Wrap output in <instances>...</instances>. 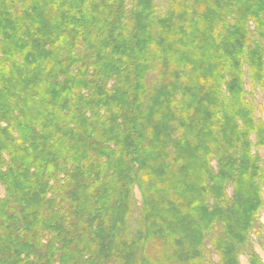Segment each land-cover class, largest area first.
<instances>
[{"label": "trees", "instance_id": "obj_1", "mask_svg": "<svg viewBox=\"0 0 264 264\" xmlns=\"http://www.w3.org/2000/svg\"><path fill=\"white\" fill-rule=\"evenodd\" d=\"M90 1L98 3V5L90 4L88 10L87 6ZM129 1H133L136 5H133V9L129 13L130 16L126 17L124 0H112L109 3L102 0H23L24 11L22 9V13L24 12L28 18L31 17L32 23H34L30 29L33 36L30 39L37 41L34 42L36 45H33L29 41L30 39L26 42L22 41L23 35L18 34L23 28L22 26L20 29L18 28L21 25L19 23L21 13L15 10V17L13 12L10 13L13 10V4L19 3L20 0H0V36L4 39L2 44L3 50L6 51L2 53L4 59L5 56L14 53L22 56L23 65L30 61L33 67H35L33 61L38 58L45 59L47 62L51 57L54 58V62L56 59L61 61V57L57 55L60 51L57 47L58 44L59 46L66 45L64 43L66 39H62V35L68 31L69 26H64L63 16L61 19L57 18L58 11H60L57 5L65 2L75 3L81 7L79 15L83 20L82 28L90 36L95 34L94 37L97 39L95 45L90 40L88 48L94 50L92 53L96 54L97 58L103 54V58L106 59V63L101 66L99 72L107 74L106 79L109 78V74L117 76L119 79L123 78V83L113 91H106L102 87L97 90L90 89L89 96L80 95L79 102L76 103V107H80L71 112L70 109L64 110V107L69 108L71 105L65 86H63L65 84L50 83L49 79L44 81L45 85L42 87H45L46 95L52 96L50 102H47L46 99L41 101V95L38 94L37 103H31L39 113L46 114V111L50 112L52 116L57 114L70 123L68 126L75 127L73 130L65 127L64 135L68 138L75 134L79 135L78 142L74 144L77 154H72V156L87 167L98 166L97 168L101 170L92 180L97 187L94 196L101 190L99 182H104L107 192H116L107 198L112 199L114 201L112 203L119 204L122 206V210L127 212L126 201L131 196V185L137 181L140 190H142L145 207L142 212L145 222L144 224L139 223L140 228L136 229V234L131 238L127 231L110 226L113 222L104 221L105 218L97 217L98 223H95V216L93 223L87 224L89 222L87 221L86 224H82V227H77L76 231L64 235L62 231L70 224L63 227V217L60 216L63 206L62 203H57V198L62 196L60 194L67 185H65V181L63 184L49 185V182L57 180L53 173L55 168H60V165L56 161L51 163L43 154H46V146L49 142L54 144L51 146V150L60 148L67 151L69 146L66 143L63 145L57 137L52 139L57 130V125H52L45 133L46 136L49 135L50 139L44 141V152L38 155L34 162L37 169L41 165H49L50 170L46 169L49 178L35 179L38 176L36 171L32 174L31 170L29 171L30 167L26 165L24 167L21 165L22 168L20 167L18 172L9 168L4 175L9 180L12 179L16 187L22 188L23 183L27 192L20 200L15 201L16 206H11L7 199L0 200V243L7 241L0 251V264H155L150 260L137 261L136 259L144 255L149 241L155 243L160 238H163L164 242L171 246L168 253L172 257H174V252H184L181 258H177L180 264H190V256L196 257L193 264H201L199 260L201 252H197L195 247L200 249L203 234L210 229L209 218L213 217L216 212L221 217L225 231L227 230L232 237L231 242L226 239L225 241L220 239L218 242L219 247L217 246L216 252L220 257L219 264H238L236 257L241 251L238 248L235 252L233 241L237 244L247 241L246 228L254 220L256 210L261 205L257 200L260 196V188L252 189L251 194H248L244 199L238 197L233 206L226 210L215 208V212L210 213L207 211V206L200 203L203 217L199 215L195 217L197 221L193 233L188 232V221H193V218H189V214H187L189 211L186 212L187 210L184 209L188 207L186 201L188 195L197 192L198 188L204 189L206 181L210 180L213 183L210 184L213 187L209 189L208 194L216 192L218 197L221 196V178L227 175L229 168L236 169L234 174L239 182L244 183L243 180L250 181L252 179L253 187L255 184L253 178L256 175L249 173L254 169L257 170V173L260 171L255 165L257 158L250 155L249 133L245 130L251 127L250 132L256 134L259 145L264 149V126L258 123L259 127H255L251 117V108L248 105L244 106L241 100L242 87L239 78L241 73L238 58L242 55L239 44L244 42V38L239 41L237 38L244 35L241 34L239 28H236L231 30L232 33L228 38H224L214 30L212 31L211 28L208 31L204 23L203 26L192 28L193 30L186 28L181 25V21H174L181 20L174 10L173 12L168 10L166 17L157 22L158 26L154 30V25L151 23L152 0ZM175 1L173 0V3L170 4L174 8L180 3L189 9L186 4H182L178 0L175 3ZM189 1L193 2L196 8L201 3L200 0ZM208 3L209 9L213 13L215 12L211 8L212 4L220 8V3H222L229 7L227 9L229 12L246 7L247 9L242 8L244 9L243 16L253 14L258 25L262 18L259 16L262 14L264 17V0H208L206 4ZM53 5L58 11L52 9ZM250 8L253 10L252 13L249 12ZM258 8L261 9L258 10ZM104 9L108 10V13L104 14ZM114 14H118L121 18L114 19L112 16ZM76 19L79 21L78 17ZM240 21L243 19L240 18ZM153 31H156L155 40L152 36ZM210 31L212 35H210ZM38 37L40 38L38 39ZM40 41L43 44L44 41H47L44 46L51 44V47L46 49L40 46ZM248 51L250 65L253 66L254 63L258 68L256 64L261 65L260 58L264 57V47L257 48V50L249 48ZM68 56L70 58L69 53ZM153 60L158 63L176 61L175 72L179 80H176L178 86L170 94V99H173L172 106L177 109L178 113L184 108L189 112L188 115H196V117L188 122L186 117L178 119L180 128H184L182 125H185L188 138L187 141L185 137L180 136L174 140L173 148L176 156L180 157L182 161L180 167L174 166L172 168L174 171H172L170 165H162L161 169L164 174L154 169L150 171V174L146 173L147 176H145V174L142 175V166L137 156L144 158L152 154L155 158H158L159 155L166 158L169 156V151L160 145L164 141L171 142L169 139L170 125L161 122L168 113L163 108L161 95L150 97L146 107L141 109V106H144L142 98H144L145 89L140 94L136 93L141 82L143 83L144 69H149L150 62ZM115 65L118 68H115ZM208 67L212 68L211 73L207 72ZM228 67L232 69L228 74L231 81L226 84L228 97H225V94L221 92L218 80L222 79L223 74L228 71ZM27 73L34 80L30 69ZM79 75L78 69V75L73 77L77 78ZM67 77L72 81L73 77L69 75ZM160 88H164V86ZM199 88L202 89L204 98L195 93ZM178 96L180 97L179 101ZM196 104L207 105V109L200 113L196 112ZM53 105H55V109L52 111L50 107ZM105 106L111 117L106 123H102L98 112ZM85 110L86 112H84ZM244 110L246 113L242 115ZM64 111L68 112V116L63 115ZM87 112L90 114L88 118L86 117ZM155 117L159 119L155 123L156 127L151 128ZM143 118L144 122L140 123ZM237 121L241 122L242 129L238 126ZM158 125L162 127L163 132L158 130ZM216 131H218V136ZM81 135L83 138L80 137ZM243 138L244 140H242ZM40 140L34 143L33 137L30 136L29 145H18L16 148H11L12 150L18 149V155L27 162L32 157L31 150ZM108 143L113 145L114 150L103 145ZM95 150L102 152L101 154H109L105 162L100 159L101 154L94 155L96 158L93 162L91 161L94 157L84 155L86 153L95 154ZM212 150L215 151L212 155L215 154L214 158L218 163V174H213L209 167L208 156L211 155ZM231 153H234L237 158ZM252 161L254 168H252ZM132 163H135L138 172H142L133 181L128 180L133 169ZM147 166H150V163ZM107 168L111 171L110 174L105 172L104 169ZM113 175L114 177H112ZM114 180L115 183L112 184L111 181ZM26 182L28 183L26 184ZM48 194L50 196L47 198ZM196 195L201 201V194ZM60 199L62 202L66 198L61 197ZM100 204L104 206L103 201ZM73 205L76 206L75 209L79 208L80 204ZM116 205H114L115 208ZM82 206L85 207L83 204ZM109 207H112L111 203ZM150 208L152 214L146 212ZM231 210L235 212L236 217L233 216L229 219L228 212ZM177 215L185 216L179 217L177 221ZM170 217H173L175 222L167 232L162 229V226L165 225L164 220ZM179 222L183 225H179ZM13 227H23L24 229L26 227V229L16 233L12 231ZM52 229H56V231H52ZM181 229L185 230V238L176 245L173 239ZM115 231L120 232L121 236L115 234ZM44 232H47L46 235ZM123 234L126 236L123 237ZM41 236L46 237L41 239ZM51 236H53L52 239H50ZM47 238L50 240L45 243ZM214 246L216 249L215 242ZM174 248L177 251H174ZM249 264H260L255 254L251 255Z\"/></svg>", "mask_w": 264, "mask_h": 264}, {"label": "rangeland", "instance_id": "obj_2", "mask_svg": "<svg viewBox=\"0 0 264 264\" xmlns=\"http://www.w3.org/2000/svg\"><path fill=\"white\" fill-rule=\"evenodd\" d=\"M102 1L109 3L112 0ZM124 1V12L126 14V17H129V13L134 7L133 5L136 4L133 1ZM200 1L201 3L197 5L198 8H196L195 4L189 0H178V2L186 4L187 7H189V9H187L184 6L180 5V3L176 5V8H174L170 5L171 2L173 3V0H152L153 15L151 17V23L154 25L153 29L156 30V27L158 26L157 22L166 17V15L168 14V10H170L171 12H173V10L177 12V17H179L181 20L174 21H181V25L184 27L192 29L197 28V26H203L204 23L208 31L211 28L212 31L214 30L218 35L224 38H228L230 36L229 34L232 33V29L239 28V30H241V34L244 35L237 38L238 41L239 39L241 40L244 38V42H240L241 44H239L240 47L242 46V49L238 46L240 53L242 54L238 58L241 73V77L239 76V78L242 87V104L244 106L248 105L251 108V117L253 118L255 127L258 126V123L264 126V57L260 58L261 65L256 64L258 66V68H256L254 63L253 66L250 65L249 61L251 60L248 51L249 48L257 50V48L261 49L262 47H264L263 15L261 14L259 16V18H262L260 19V25H258V22L253 17V14H250L249 16H243V10L247 9L246 7H241L238 9V11L234 9L229 12L227 11L229 7L225 6L222 3H220V8H217L215 4H212L211 8H213L215 12L213 13L209 9V3L206 4L208 0ZM90 4L98 5V3H93L90 1L87 6L88 10L90 9ZM7 5L12 6V4L10 3H7ZM57 6H59L58 9L60 11L57 10L55 5L52 6V9L54 11L57 10L59 12L57 14V18L61 19V17L63 16L64 26H69V28H67L68 31L64 32L62 35V39H66V41H64L66 45L59 46L58 44L57 47V49L60 50L57 53V55L61 57L60 62L57 59L54 62V58L52 57L51 59H49V62L45 61V59L38 58L36 61H33V63L35 64V67H33L30 61L27 62L26 65H23L21 62L22 56L15 55L14 53L5 56L4 59V56L2 54L3 52H6L3 50L2 44V40L4 39L0 36V200L7 199V201L11 203V206H16L15 201L20 200V198L27 192V190L24 188L23 183L22 188H20V186L16 187L12 179L9 180L7 177H4L9 168H13L18 172L20 167L22 168V166L24 167V165H26L30 167L29 171L31 170V173H34V171H36V175L38 176L35 179L47 177L46 169L50 170L49 165H41L40 167H38V170L34 165V162L36 161L38 155L44 152V141L50 139L49 135L46 136V131L51 128L52 125H57L56 135L53 136L52 139L57 137L59 142H61L63 145L66 143L70 149L68 148L67 151H65L60 148H52L53 150H51V146H53L54 144L53 142H49L46 146V154L43 155H46L51 163L52 161H56L60 165V168H55L53 173V175L56 176L55 179L57 180L49 182V185H52L53 183L63 184L64 181L66 182L65 185H67L60 194L62 196H59L60 198L64 197L66 199L61 202V199L59 197L57 198V203L60 202L63 206V209L61 210L62 214L60 215L63 217L62 225L64 227L65 225L70 224L69 227H67L62 232L64 233V235H67L71 231H76L77 227H82V224H86L87 221H89L87 222V224H91L94 222L93 217L95 216V223H98L97 217L105 218L104 221H107L109 223L111 221L113 222V224H110V226L114 227L115 229L127 231L129 237L131 238L136 234V229L140 228L139 223L144 224L145 222V219L143 220L144 215L142 213L145 208L143 204L144 200L141 193L142 190H140L138 182L136 181L131 185V196H129L126 201L128 206H126V208H128L127 212L125 210H122V206L112 203L114 201L110 198H107L108 196H112L115 191L107 192L106 184L104 182V184L102 182H99V184L101 185L99 189L101 190H99V192H97L94 196V192L97 190V187L96 184H93L92 180L95 179L97 173L101 170L97 168L98 166L87 167L86 165H84V163L80 162L79 159L72 156V154H77L75 152L74 144L78 142L79 135L75 134L71 138H68L64 135L66 128L73 130L75 127H73L72 125L68 126L70 125V123L63 119L62 116H58L57 114H54V116H52L50 112L46 111V114H42L43 112L39 113L38 110H36V107L31 103H37L38 94L41 95V101H44L46 99L47 102H50L52 96L46 95L45 87H42L43 85H45L44 81H47L49 79L50 83L58 82L60 85L65 84L63 86H65V91H67L66 93L71 105L69 108L64 107V110L70 109L71 112L76 111V109L80 107H76V103L79 102L80 95L89 96L88 91L90 89L97 90V88L102 87L106 89V91H113L116 90L118 85L123 83V78L119 79L117 76L109 74V78L106 79L107 74H102L101 72H99L101 66L106 63V59L103 58V54H101V56L97 58L96 54L92 53L94 52V50H90L88 48V42L91 40L92 44L95 45L97 39H95L94 37L95 34L90 36L89 33L87 34L83 30V20L79 15L81 7L75 3L70 4L65 2H63L62 4H58ZM23 7V0H20L19 3L16 2L15 4H13V10H11L10 13L13 12L14 17L15 10H17L18 13H21L19 22L21 25H19L18 28L20 29L21 26L23 28H21V31H19L18 34L23 35L21 37V40L26 42L30 39V37H33L30 29L34 26V23H32L31 17L28 18L27 16H25L24 12L22 13ZM260 9L261 8H258V10ZM252 11L253 10L251 9L249 12L252 13ZM103 12L104 14H106L108 13V10L104 9ZM112 16L114 19L121 18L118 14H114ZM48 17L50 18V16ZM77 17L79 18V21H77ZM240 18L243 19V21H240ZM99 29H102V27H99ZM153 32L154 33H152V36L155 40L156 31ZM210 35H212L211 31ZM39 38L40 37H38V39ZM29 41L33 43V45H36V43L34 42H36L37 40L34 41L30 39ZM46 43L47 41H44V44L40 41V46L46 49L51 47V44L44 46ZM93 45L91 47H93ZM88 50H90V52H88ZM106 52H108V50H106ZM68 53L70 54V58L68 56ZM150 63L151 66L149 67V69H144V73L142 76L143 83L141 82L140 87L139 89H137L136 93L140 94L145 89V95L144 98H142V103H144V106L142 105L141 109L143 107H146V103L150 97L161 95L163 108L168 111L167 115L161 122L170 125L169 139L171 142L164 141L160 146L169 151V156H167L166 158L161 155H159L158 158H155V156L152 154H149L144 158L141 156H137V159H140L143 174L141 171L138 172V170H136L137 167L135 166V163H132L133 169L131 170L132 172L130 174V178L128 179L131 181L138 178L140 174H145V176H147V174H150V171L154 169H157L161 174H164L161 169L162 165H170L172 171H174V169H172L174 168V166L180 167L182 161L180 160V157L176 156L175 150L173 148L175 146L174 140L180 136L185 137L187 141L188 138L186 136L185 125H182L184 128H180L181 126L178 122V119L186 117L188 122V120L196 117V115H188L189 112L187 111V109L184 110V108L181 112L178 113L177 109H174L172 106L171 101H173V99H170V94L178 86L176 80H179L177 79L178 77L175 72L176 61L158 63L153 60ZM54 66L56 69L54 68ZM114 67L118 68L117 65H115ZM29 69L31 70L34 80L36 79V81H34L33 78L28 75L27 71ZM78 69L80 75L77 78H74L73 76L78 75ZM206 70L208 73H211L212 68L208 67ZM231 70L232 69L228 67V71L223 74L224 76L222 77V79L218 80L221 92L222 94H225V97H228V89L226 84L230 83L231 81L229 80L230 77L228 76ZM68 75L73 77L72 81L69 80V78L67 77ZM163 86L164 88H160ZM53 87L59 88L56 85ZM195 93L200 94V96L204 98V94L201 88H199ZM181 98L183 97L181 96ZM179 100L180 97L178 96V101ZM50 109L53 111L55 109V105L51 106ZM195 109L196 112L200 113L203 110L207 109V105L196 104ZM143 110H141V112H143ZM84 112H86V110ZM245 113L246 112L244 110V112H242V115H245ZM98 114L102 123H106L108 118L111 117L107 112L106 106L101 111H99ZM63 115L68 116V112L64 111ZM89 115L90 114L87 112L86 117L88 118ZM158 119L159 118L155 117L151 128L156 127L155 123ZM142 122H144V118L140 120V123ZM237 124L241 129L243 128L240 121H237ZM158 130L160 132H163V129L160 126ZM246 131L247 133H249L248 140L250 142V155L257 158V162L255 161V165L260 170L257 173V170L254 169V171L249 173H255L256 175L253 178V181L255 182L254 187L252 184V179L250 181L243 180L244 183L239 182L236 174H234L236 169L229 168L230 170H228L227 175L221 178V196L218 197V195H216V192L208 194L209 189L213 187L210 184L213 183L210 182V180L206 181L207 183L204 185V189L198 188L197 192L188 195V199H186L188 207H186L184 210H187L186 212L189 211V213H187L189 214V218H193V221H188V232L193 233L195 232L194 226L196 225L197 221L195 217L198 215L200 217H203L201 215L202 208H200V203L201 205L207 206L208 212L214 213L215 208H218V210H221V208L226 210L227 208L233 206L235 200L238 199V197L244 199L248 194H251L252 189L260 188V196H258L257 200L261 205L256 210L254 220H252V223L248 228H246V236H248L247 241L241 242V244H237L234 241L233 243L235 246V252L238 250V248L241 251L239 252V254H237L236 257V261L238 262V264H249L251 255L253 254H255L260 264H264V149L259 145L256 134L254 132H250L251 127H248L245 132ZM216 134L218 136V131H216ZM30 136L33 137L34 143L40 139L41 140L31 150L30 153L32 157L29 158L27 163L25 159L18 155V149L12 150L11 147L16 148L18 145H29ZM80 137L83 138L82 135ZM242 140H244V138ZM103 145L114 150L113 145H111L110 143ZM101 153L102 152L96 151L95 154L86 153L84 155H86L87 157L90 155L94 157V155H99ZM212 153H215V151L212 150L211 155L208 156L209 167L213 174H218V163L216 161V158H214L215 154L212 155ZM108 155L109 154L103 153L99 157L103 160V162H105ZM231 155L237 158L234 153H231ZM95 158L96 156L91 162H93ZM44 159H46V157H44ZM29 161L32 162L29 163ZM149 163L150 166H147L149 165ZM252 168H254L253 161ZM252 168H250V170H252ZM104 170L105 172H109V174L111 173L108 168ZM169 170L170 168L168 169V171ZM112 177H114V175ZM111 182L112 184H114L115 180ZM27 183L28 182H26V184ZM104 192L106 193L102 195ZM198 193L201 194V201H199L200 199L196 195ZM242 193L243 195H240ZM49 196L50 195L48 194L47 198ZM119 198H121V195H119ZM102 201L104 202V206L102 205L103 207L100 204V202ZM110 203L112 207H109ZM73 204H80L79 208L74 209V207L76 206H74ZM82 204L85 205V207L82 206ZM114 205H116V208L114 207ZM146 212H151L152 214V209L150 208V210H146ZM218 214L219 213L216 212L213 217L211 216L209 218L208 226H210V229L203 234L202 240L200 242V249L197 246L195 247V250L197 252H201V257L199 259L201 264H219L220 257L218 255V252H216L217 246L219 247L218 242L220 241V239H224V241L225 239L230 240L231 242L232 237H230L227 230L225 231L224 224L221 220L220 215ZM228 215L229 219L233 216L236 217V214L233 210H231V212H228ZM183 216L185 215H177V221L179 217ZM174 222L175 219H173V217H170L169 219L166 218L164 220L165 225L162 226V229L168 232L169 227L174 224ZM179 225L183 224H180L179 222ZM25 229L23 227H13L12 231L18 233ZM12 231L10 229L11 234ZM52 231H56V229H52ZM184 231L183 229H181L176 233V238L173 239L175 240L176 245L179 244V241H182L185 238ZM44 233L46 235L47 232ZM115 234L121 236L120 232L115 231ZM125 236L126 235L123 234V237ZM44 237L41 236L40 238L43 239ZM52 237L53 236H51L50 239H52ZM50 239H45V243H47V240L49 241ZM214 242L216 244V249L214 246ZM6 243L7 241H2L0 243V251L3 249ZM163 248H166L167 252ZM169 249H171V246H169L168 243H165L163 238L156 240L155 243L149 241L146 246L144 255L139 256L136 260H150L155 264H180L177 258H181L184 255V252H174V257H172L168 253L170 252ZM173 250L177 251L176 248H174ZM195 261L196 257L190 256V264L195 263Z\"/></svg>", "mask_w": 264, "mask_h": 264}]
</instances>
